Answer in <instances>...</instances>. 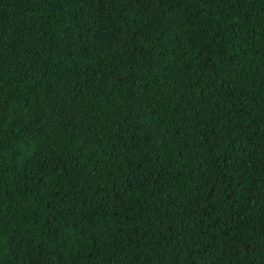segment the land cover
<instances>
[{"label": "trees", "instance_id": "1", "mask_svg": "<svg viewBox=\"0 0 264 264\" xmlns=\"http://www.w3.org/2000/svg\"><path fill=\"white\" fill-rule=\"evenodd\" d=\"M0 264H264V0H0Z\"/></svg>", "mask_w": 264, "mask_h": 264}]
</instances>
